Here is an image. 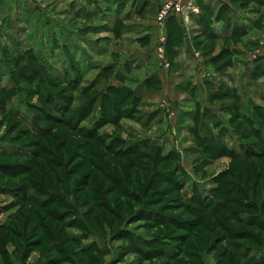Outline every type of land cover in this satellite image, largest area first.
I'll use <instances>...</instances> for the list:
<instances>
[{
  "label": "rangeland",
  "instance_id": "obj_1",
  "mask_svg": "<svg viewBox=\"0 0 264 264\" xmlns=\"http://www.w3.org/2000/svg\"><path fill=\"white\" fill-rule=\"evenodd\" d=\"M229 1L255 19L251 25L256 28L249 35L207 40L194 35L195 24L182 17L185 33L197 40L194 49L199 56H189L196 62L195 66L190 59L195 77L207 90L191 94L190 99L182 88L184 78L175 72L179 57L167 38L162 47L168 63L157 58L156 48L164 40L158 17L161 6L148 0H0V154L9 156L0 157V228L17 216L14 227L22 231L31 217L32 231L35 203L48 201L45 191L56 187L48 180L45 187L40 185L42 179L34 177L38 164L28 172V150H35L39 142L66 160L99 153L117 168L108 172L120 180L115 184L112 177L106 178V191H112L106 197L108 208L96 203L85 207L83 202L95 199L88 188L78 193L81 200L71 192L70 201L76 207L70 218H76L75 223L71 227L56 223L60 241L80 237L59 246L72 256L68 264L264 260V143L260 136L264 112L250 111L264 109V75L256 74L264 64V30L258 29V24L264 26V2ZM149 24L154 29L151 41L142 39L139 28ZM139 39L144 43L137 45L134 41ZM148 46L152 48L140 51ZM228 50H233L231 55ZM256 54L262 57L257 60ZM137 60L143 65L132 67L125 85L127 91L140 93L134 107L133 98H123L126 90L107 94V89L111 80L120 87L115 75H127L125 64ZM147 60L151 66L145 67ZM153 76L160 84L144 90L145 81ZM207 79H214L216 88ZM219 84L228 90L218 89ZM99 94L105 98L92 107L90 102ZM101 110L106 118L100 121ZM96 125L104 140L115 141L112 149L105 150L102 143L84 136ZM150 142L160 145L164 153L148 150ZM122 143L124 148L138 147L134 154L115 155ZM169 152L172 156L165 159ZM83 175L84 170L79 171L72 184ZM114 209L119 210L112 213ZM64 210L58 212L63 215ZM6 235L0 231L2 244ZM135 235L141 239L134 241ZM39 236L40 232L35 238ZM144 238L168 242L165 249L178 253L168 259L166 250L144 252L157 248L145 244ZM46 240L21 262L25 245L19 238L10 239L11 260L46 264L52 258L59 259L56 264H66L65 255L60 249L50 250L53 245ZM84 244L92 245V250L82 253ZM7 259L0 249V264H8Z\"/></svg>",
  "mask_w": 264,
  "mask_h": 264
},
{
  "label": "trees",
  "instance_id": "obj_2",
  "mask_svg": "<svg viewBox=\"0 0 264 264\" xmlns=\"http://www.w3.org/2000/svg\"><path fill=\"white\" fill-rule=\"evenodd\" d=\"M262 2H264V0H261ZM229 12V7L228 6H223L218 14V16L216 17V19H220L222 18L226 13ZM171 24L174 27H177L175 29H173V26H171ZM183 28V24H184V20L181 17H177V16H172L168 19L167 21V26H169V28H167V42L169 43L171 47H173L172 49L174 50V48L177 47V45H174L176 43H183V36L185 35V28L180 29V27ZM257 25V23L255 24ZM259 25V24H258ZM171 26V27H170ZM209 26V24H208ZM263 26V25H261ZM259 29H261L260 25L258 27ZM211 29V28H210ZM183 30V31H182ZM176 33V34H174ZM242 33L239 29H236L232 35L233 38L235 37H242ZM206 35V33H205ZM116 37H118V34L116 35ZM210 40H215L217 41V39L219 37H216L213 35V30H210V33L207 34V37ZM148 39V37H147ZM196 38H194L193 43L196 45ZM179 43V44H180ZM197 52L194 48H191L190 56L194 55V53ZM230 52H232V50H228V54H230ZM231 55V54H230ZM213 61V60H212ZM260 61H262V59H260ZM263 62V61H262ZM229 65H231V62H229ZM74 67H77V65H74ZM110 67V66H109ZM259 69L261 70V72H257V75H264V64L261 66H258ZM114 68H111L110 72H112V75L115 73ZM117 68V67H116ZM124 69L128 72L127 75L120 73L118 75V73L115 75V80H118V82L121 84L120 87H115L112 80L109 84V88L107 89V94H110L112 92L114 93H120L123 90H126V83L129 82L130 80H128V76L129 74H131V72L133 71L132 69V65L127 63L125 64ZM105 70V68H104ZM103 70V71H104ZM212 70V69H211ZM215 74H218V71L212 70ZM118 72V71H117ZM256 76V75H255ZM108 78V77H107ZM106 78V79H107ZM112 79V76L110 77ZM110 78L108 80H110ZM153 80V82L151 83V80ZM156 79V82H155ZM109 82V81H108ZM116 82V81H115ZM132 82V81H131ZM207 83L211 82L209 81V79L206 80ZM150 84H160V81L155 77H151L150 79L145 81V89L144 90H148V86H150ZM126 94H124L123 98H133L135 100V102L133 103L134 107L135 105H138V100L140 101V98L138 95H140V93L137 90H133L131 89L130 91L125 92ZM104 96H100V94L95 98V101L93 100V102H90V105H92V107L94 106V104L96 102H98L100 99H104ZM126 102V100L124 101ZM127 107V106H125ZM125 107H123V109H125ZM252 109V108H251ZM251 112H264V109H258L255 108L253 110H251ZM102 111V110H101ZM255 115V114H254ZM54 117V116H53ZM264 119V115L262 116ZM106 118V113L105 112H101V116L99 118V120L101 121L102 119ZM250 121H252L251 118H247ZM254 119V116H253ZM256 120V118H255ZM81 120H78L77 123H79ZM60 123L65 124L64 121H59ZM100 123V122H99ZM98 123V124H99ZM97 124V123H96ZM73 128H78L76 125L73 126ZM100 129L99 125H96L94 128L89 129L88 131L85 132L84 136H86L87 138H89L92 141H96L99 143H102L104 145L105 150H109L112 149V145L115 144L114 140H104V136L97 134L98 131ZM84 130V128L82 129ZM258 132V131H257ZM261 139L262 142L264 143V130H262V135ZM210 141V140H209ZM148 143V142H147ZM35 144H37V147H35V150H31L29 149L28 151H31L30 155H28L27 157V161H29V163H31V166L28 170V172H31L34 169V166L36 164H38L37 166H35V170L37 171V173L34 175L35 178H41L42 179V183H40V185L42 187H45V180H48V182H53L55 183V188L51 189V191L47 190V192L45 191V193H49V200L45 201V199L37 201L34 205V212L33 215L35 217L36 220V224L34 226V228H32V231H29L31 229V224L33 222V218H28L27 219V225L23 227L22 231L20 230V228H15L14 227V221L17 219V216H14L12 219L9 220V223H7V225L5 224L3 229L0 228V231H6L7 232V238L6 241H3V244H0V249L3 251V255L5 257H9V259H7L8 264H18V262H14V260H11V256L9 255V244H11L12 242L10 241V239H17L19 238L22 241V245L25 247H23L25 249L24 253H22L23 257H20L21 262L25 261L27 258H29L30 255V251H32L35 248H39L43 245L44 241H47L46 239H48V242H50L53 247L50 248V250H59L61 251V253H63V255H65V260L66 264H68L69 260L72 258V256L66 251L64 250V248H59V246H63L65 245V243L67 242H72L80 237H76V236H70L69 238L64 240L63 243L60 241V229L58 228V226H56V223L58 225L59 224H65V226L71 227L73 223H75V220L70 218L71 214L75 215V211L73 210L74 207H76V202L71 203L70 201V197H71V192L73 193V195H75L76 200H81V195L77 196L79 192L83 191L84 189H90L92 190L93 196H94V200H87L85 202H83V205L85 207L90 206V204L92 203H96L98 204L101 208H108L109 207V203L106 200V197L112 193V191H106V178L107 177H112L114 180L115 184H119L120 180L117 179V176L113 175L111 172V170H117L116 167H111L110 164H107V162L105 161V158L100 156L99 153H88L87 155H83L81 157H72L71 159L69 158L68 160H66V158H64L63 156H60L59 153L57 152H48V149L46 147H43L42 145L39 144V142H35ZM157 144V143H156ZM207 145V144H206ZM140 146V145H139ZM124 144H121V148L119 150L116 151L115 155L121 154H134L135 150L137 149L138 145L135 146H130L127 148H124ZM160 147V148H159ZM205 147V146H204ZM223 148L226 146H222ZM247 147V146H246ZM143 148H146V146L144 145ZM147 148L148 150H156L158 153H164V151L162 150V147L159 145L158 147L155 146V144L153 142H150L149 144H147ZM27 151V148H26ZM173 153H175L173 151ZM170 156H172V154L169 152L166 154V156L164 157L165 159L170 158ZM0 157H6L8 158L9 156L6 155H1ZM45 158V159H43ZM47 158V160H46ZM49 159V160H48ZM39 160H42L40 163H38ZM74 160H78V162H74ZM113 165V164H112ZM4 168L7 166H3ZM13 168H21L19 166H13ZM84 170V175L83 178L77 182L76 185L72 184V177L79 174V171H83ZM76 171V173H74ZM96 173V175H95ZM119 182V183H118ZM90 187V188H89ZM62 190L64 193L59 192V190ZM58 190V191H57ZM25 191V190H24ZM24 194H26V192H24ZM21 195L22 197L24 196ZM62 194L64 196H62ZM47 196V197H48ZM86 196V195H85ZM30 201H32V199H30ZM59 208H63L65 209L64 211H66L65 213H69L66 215H61L58 212ZM119 210V209H118ZM118 210L116 211L115 209L113 210L112 213H117ZM86 213V212H85ZM89 212H87V215ZM86 216V214H84V217ZM121 215L118 213L117 217H120ZM75 217V216H73ZM121 218V217H120ZM121 220V219H120ZM61 221V222H60ZM122 221V220H121ZM31 234L28 236L27 234L30 233ZM40 232L39 238H35L37 237V234ZM141 236H134L133 240L137 241L138 238ZM32 238H34L32 240ZM245 239V238H244ZM145 244L148 245H152L155 246L157 248H155L156 250H144V252H158L164 253L165 251V256L168 257H173L176 255V253H178V251H175V253L170 252L169 250L167 251V249H165V247L168 246V242H164V241H159L158 239H147L144 238ZM61 245H60V244ZM5 246V247H4ZM92 250V245H86L84 244L83 249H82V253H87L88 251ZM52 252V251H49ZM50 254V253H49ZM100 255H103L100 254ZM48 257H50L49 255H47ZM247 257V256H246ZM6 260V258H5ZM72 260V259H71ZM254 258L249 259L248 261L250 264H264V260L259 261V262H253ZM59 259H48L46 261V264H56V262H58Z\"/></svg>",
  "mask_w": 264,
  "mask_h": 264
},
{
  "label": "crops",
  "instance_id": "obj_3",
  "mask_svg": "<svg viewBox=\"0 0 264 264\" xmlns=\"http://www.w3.org/2000/svg\"><path fill=\"white\" fill-rule=\"evenodd\" d=\"M164 2H165V0H148L149 4L154 3L157 6H161ZM131 3H133V0H131ZM223 6H228L229 12L226 13L222 18L216 19V17L218 16V14H219V12ZM195 7H196L195 12L190 14V16H188L185 20H187L186 21L187 23L191 22V23L195 24L194 25L195 29L192 30V32L196 31V32H193L194 35H196L195 33H197L199 36H202L207 40H210V39L206 38L207 34L210 33V30H213L214 36L219 37L217 39V41H219V40L226 41V40L233 39L232 35L236 29L240 28V31L242 33H244V34H242V37H244L245 34L249 35L251 30L256 28V27L251 25L255 22V19L250 18L249 16H245V14L241 13L229 0H195ZM103 17H105V16H103ZM208 24H209V26H208ZM171 26H173V25L171 24ZM178 26H179V24H178ZM182 27L184 28V25ZM258 27H259V25H258ZM260 27H261V29L258 28L259 30H264L263 29L264 26H260ZM139 28H140L142 39H144V38L147 39V37L150 41H151V39H153L154 29L152 28L151 24H149L147 26L139 25ZM168 28H169V26H168ZM176 28L177 27L173 26L174 32H175ZM183 28L180 27V29H183ZM165 33L167 34V29H166ZM205 33H206V35H205ZM174 34H176V33H174ZM183 37H184L183 43L178 44L177 47L174 48V54H176V56L179 57V64L177 66H175L176 67L175 72H176V74H178V75L180 74L182 76V77H180L181 79L184 78V81L182 80L183 81L182 88L184 91H186V94H188L190 99H193L191 97V94L194 95L195 93H197V94L203 93L205 88L203 87L204 83L203 82H202L203 84L201 82L198 83V81L195 77V72H194V67H193V63L196 66L195 60H193L190 57V59L193 62L192 63L189 59V56L191 55V54H189L190 50H191V48L195 47L194 43H193L194 39L192 38L191 34H189V33H185V35ZM194 37H196V36H194ZM186 40L189 41V44L186 42ZM134 42H136L137 45L144 43V41L141 39L135 40ZM149 48H152V47L148 46V47H145V49H142L140 51L143 52ZM137 61H139V63ZM137 61L132 65V67L134 69L137 67H141V65H143V62L141 60H137ZM153 62H154V60H153ZM148 63H150L149 60H147L144 63L145 67L151 66ZM210 71H211V69H210ZM222 81H223V83H225L223 78H222ZM212 82H211L212 87L216 88L217 82L214 81V79L212 80ZM205 84H206V82H205ZM257 85H259V84H257ZM190 86H192L191 90H189ZM218 86H219L218 89L228 90V88H226L224 86V84L223 85L219 84ZM232 90H236V89L233 88ZM205 91H207V90H205ZM236 92H237V90H236ZM245 95L247 96V94H245Z\"/></svg>",
  "mask_w": 264,
  "mask_h": 264
},
{
  "label": "built area",
  "instance_id": "obj_4",
  "mask_svg": "<svg viewBox=\"0 0 264 264\" xmlns=\"http://www.w3.org/2000/svg\"><path fill=\"white\" fill-rule=\"evenodd\" d=\"M195 8H196L195 0H169L165 2L163 5H161V12L159 13L158 17L162 23L161 28H162V33H164V40L160 44V48L158 49L156 48L157 58L160 63L162 62L168 63L166 61L165 50L162 47L163 45H165L167 38L165 34L166 32L165 30L168 19L172 16L187 18L188 16H190V14L195 12L196 10ZM192 56L196 57L199 56V54L198 52H195L194 55ZM260 57H262V55L256 54L255 59L259 60ZM167 66L169 65L167 64Z\"/></svg>",
  "mask_w": 264,
  "mask_h": 264
},
{
  "label": "water",
  "instance_id": "obj_5",
  "mask_svg": "<svg viewBox=\"0 0 264 264\" xmlns=\"http://www.w3.org/2000/svg\"><path fill=\"white\" fill-rule=\"evenodd\" d=\"M186 42L189 44V41L188 40H186ZM190 46V45H189Z\"/></svg>",
  "mask_w": 264,
  "mask_h": 264
}]
</instances>
